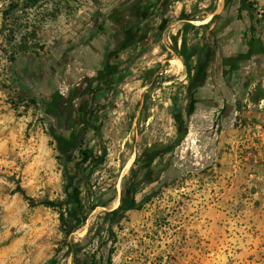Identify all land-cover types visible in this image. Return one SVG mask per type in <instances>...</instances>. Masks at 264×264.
Returning <instances> with one entry per match:
<instances>
[{"label":"rangeland","instance_id":"rangeland-1","mask_svg":"<svg viewBox=\"0 0 264 264\" xmlns=\"http://www.w3.org/2000/svg\"><path fill=\"white\" fill-rule=\"evenodd\" d=\"M160 1L0 0V264H264V0Z\"/></svg>","mask_w":264,"mask_h":264},{"label":"flooded vegetation","instance_id":"flooded-vegetation-1","mask_svg":"<svg viewBox=\"0 0 264 264\" xmlns=\"http://www.w3.org/2000/svg\"><path fill=\"white\" fill-rule=\"evenodd\" d=\"M159 1V0H157ZM169 2V1H168ZM167 3L165 1H160L159 2V5H157V8L159 9V12H163L164 8L166 7ZM151 8H154L156 6V4L153 2H151ZM141 10L143 11V8H141ZM137 12L135 13V19L137 18ZM118 55H119V50H115L114 52H112V54L109 56V58L111 59V61L113 60H116L118 58ZM207 62H208V56L206 55V53H202L201 55L198 56V59L196 61V64H195V70L194 72H196V76L193 75V82H194V88L195 89H198V88H202L206 82V79L203 81V78L204 76L206 75V72H207ZM106 66V64H105ZM205 73V75H204ZM115 74H117V69L115 71H112L110 76H115ZM86 82V81H85ZM88 87L85 88V90L87 89ZM194 89V90H195ZM83 89L82 93L85 91ZM105 90L104 88H99L97 90H94V92L92 93V98H94V100H96L97 96L101 93H103ZM81 93V94H82ZM87 124L90 125V122H86Z\"/></svg>","mask_w":264,"mask_h":264},{"label":"trees","instance_id":"trees-1","mask_svg":"<svg viewBox=\"0 0 264 264\" xmlns=\"http://www.w3.org/2000/svg\"><path fill=\"white\" fill-rule=\"evenodd\" d=\"M31 1H32V4L35 5V4L39 3L41 0H31ZM251 29L254 30L253 27H251ZM161 30H164V28H161ZM193 55H194V54H193ZM185 63L187 64V62H185ZM186 66L188 67V64H187ZM204 75H205V73H204ZM204 80H205V76H204V78H203V81H204ZM105 155H106V151L104 150V154H103V156H102L101 158H99V160H98V163H99V164H102ZM45 205H49V204H45ZM121 208H122V207H120L119 209L115 210V211L113 212V215H114V216H117L118 213L120 212ZM60 220H61L62 224L65 225V218H64V215H61ZM74 229H75V226L72 227V228H70V230L68 231V234L74 232V231H75ZM70 250H72V246H69V250H68V252H69ZM48 264H56V261H51V262H49ZM88 264H96V263L92 262V263H88Z\"/></svg>","mask_w":264,"mask_h":264},{"label":"bare ground","instance_id":"bare-ground-1","mask_svg":"<svg viewBox=\"0 0 264 264\" xmlns=\"http://www.w3.org/2000/svg\"><path fill=\"white\" fill-rule=\"evenodd\" d=\"M176 61H177L179 64H181L180 60L177 59ZM178 66H179V65H178Z\"/></svg>","mask_w":264,"mask_h":264}]
</instances>
